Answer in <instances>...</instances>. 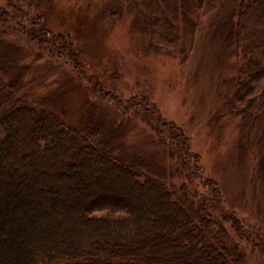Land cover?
I'll list each match as a JSON object with an SVG mask.
<instances>
[{
	"label": "trees",
	"instance_id": "obj_1",
	"mask_svg": "<svg viewBox=\"0 0 264 264\" xmlns=\"http://www.w3.org/2000/svg\"><path fill=\"white\" fill-rule=\"evenodd\" d=\"M131 1L140 17L146 8L158 13L150 14L154 34L171 48L181 37L171 17L189 23L200 7L197 0H169L172 14L167 15L162 11L168 0ZM231 1L222 0V5ZM16 11L33 25L19 22L18 27L48 45L74 74L79 72L82 89L71 96L74 78L68 76L62 92L40 95L34 90V99L21 91L24 78L19 73L8 81L0 76V264H246L231 231L255 240L264 251V242L240 219L222 210L214 216L222 192L216 181L203 177L199 155L190 151L181 126L164 118L149 100L125 102L105 93L100 83L92 82L93 76L84 74V51L74 47L68 34L48 26L39 29L41 20H35V27L34 17ZM8 12L0 6V24ZM233 37L239 64L229 111L246 137L260 131L264 135V0H238ZM91 94L105 99L107 106L90 100ZM61 97L69 98L63 102L66 109L70 99L80 102L77 121L52 106ZM141 104L154 116L152 142L165 148L176 145L181 163L192 166L189 175L200 180L202 194L194 188L188 196L181 163L172 170L162 163L148 167L138 158L141 148L122 138L120 129L133 123V116L126 114ZM109 124L113 127L107 132ZM77 167L79 181L67 180ZM116 174L123 180L116 181ZM160 216L165 225L174 222L171 227L190 225L176 239L170 234L173 248L160 243L170 240L162 238L160 229L151 230ZM187 257L195 260L187 262Z\"/></svg>",
	"mask_w": 264,
	"mask_h": 264
},
{
	"label": "rangeland",
	"instance_id": "obj_2",
	"mask_svg": "<svg viewBox=\"0 0 264 264\" xmlns=\"http://www.w3.org/2000/svg\"><path fill=\"white\" fill-rule=\"evenodd\" d=\"M197 1L200 7L193 10L189 23L183 17H171L181 34L178 46L171 48L154 34L150 14L158 13L140 9V17L131 0H0V6L9 11L5 23L0 24V68L9 71L1 68L0 76L8 81L19 73L24 78L21 91L34 99V90L40 95L54 89L62 92V83L73 76L71 96L76 94L82 89L80 73L74 74L71 65L54 56L48 45L18 27L19 22L27 28L33 25L25 23L16 8L34 21L41 20L39 29L48 26L58 34H68L74 47L84 51V74L93 76L92 82L100 83L105 93L125 102L149 100L164 118L182 127L190 151L199 155L203 177L216 181L222 192L221 205L212 209L214 216H221V210L234 215L264 242V135L260 131L246 137L239 119L229 111L239 64L233 37L238 0L224 6L222 0ZM165 4L162 12L172 14L170 1ZM91 95L90 100L107 106L105 99ZM68 99L55 98L52 106L77 121L80 102L70 99L66 109L67 102H63ZM126 115L133 116V123L121 128L120 133L134 149L141 148L138 158L142 162L148 167L162 163L171 170L182 162L176 145L165 148L152 142L154 116L144 104ZM109 126L107 132L113 127ZM180 167L187 179L188 196L194 188L202 194L200 180L189 175L191 164L181 163ZM78 173V167L73 168L66 179L79 181ZM113 176L118 182L122 179L121 174ZM174 178L182 181L180 174ZM73 185L79 186L78 182ZM162 217L151 229H160L162 238L171 234L176 239L184 225L190 226L182 223L171 227L174 222L165 225ZM168 239L160 243L173 248L172 238ZM231 241L239 247L244 263L264 264V251L258 249L255 240L231 231Z\"/></svg>",
	"mask_w": 264,
	"mask_h": 264
}]
</instances>
